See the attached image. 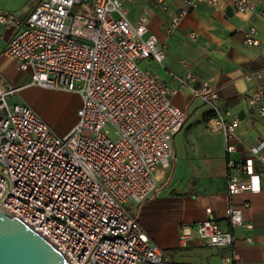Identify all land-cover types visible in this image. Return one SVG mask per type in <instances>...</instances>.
<instances>
[{"label": "built area", "instance_id": "1", "mask_svg": "<svg viewBox=\"0 0 264 264\" xmlns=\"http://www.w3.org/2000/svg\"><path fill=\"white\" fill-rule=\"evenodd\" d=\"M136 1L42 0L18 21L20 28L3 50L20 71L30 72V84L82 97L76 124L59 136L27 101L9 103L22 88L0 72V210L46 238L70 264H180L128 208L129 201L140 204L158 188L159 171L170 167L173 139L188 117L173 103L177 89L142 66L145 60L163 64L167 50L150 31L147 9L136 22L130 20ZM219 1L184 0L172 16V28L198 4L217 7ZM156 3L169 8L167 0ZM233 6L241 14L264 16V6L254 0H233ZM14 16L0 8V22L11 26ZM246 43H259L255 26ZM246 76L263 77L261 72ZM179 79L185 84L196 77L188 71ZM193 93L215 113L227 152H235L230 139L240 120L218 106L219 89L206 80ZM248 102L264 118L263 84L254 86ZM250 152L245 160L229 161L231 197L262 188L264 139ZM247 206L230 204L231 228L213 215L183 223L182 244L198 238L224 251V264H235L234 229L253 227L244 217Z\"/></svg>", "mask_w": 264, "mask_h": 264}, {"label": "crops", "instance_id": "2", "mask_svg": "<svg viewBox=\"0 0 264 264\" xmlns=\"http://www.w3.org/2000/svg\"><path fill=\"white\" fill-rule=\"evenodd\" d=\"M40 1L0 0V8L15 14L11 26L0 22V72L22 89L30 84L31 74L20 71L17 61L4 55L3 50L20 28L18 21L25 19ZM167 1L169 8L163 9L156 0H137L130 5L129 18L136 22L143 10H148L150 31L166 46L167 56L163 64L145 60L147 68L158 72L177 89L173 103L184 109L188 117L173 139L167 177L163 178L165 170L159 171L158 188L138 204V213L130 211L159 246L171 251L178 263L224 264V251L208 247L198 238L183 245L181 225L213 215L225 228H231L226 217L230 204H248L244 217L253 227L234 229L235 264H264V168L261 190H247L232 197L228 194L229 161L251 157V145L264 139V118L248 102L254 86L258 82L264 85V16L258 12L241 14L234 8L233 0H220L217 7L198 4L173 29L172 16L184 0ZM254 1L264 6V0ZM251 26L257 28L256 45L246 43ZM188 71L193 72L196 80L184 84L179 78H184ZM12 72L19 75L20 82L9 77ZM251 72H261L263 77L249 80L246 75ZM27 76L29 80L24 81ZM206 80L219 89L217 104L223 113L240 120L230 139V144L236 147L233 153L227 152L226 135L215 113L193 93V87ZM78 95L77 111L82 105V97Z\"/></svg>", "mask_w": 264, "mask_h": 264}, {"label": "water", "instance_id": "3", "mask_svg": "<svg viewBox=\"0 0 264 264\" xmlns=\"http://www.w3.org/2000/svg\"><path fill=\"white\" fill-rule=\"evenodd\" d=\"M6 213L0 210V264H70L46 238Z\"/></svg>", "mask_w": 264, "mask_h": 264}, {"label": "rangeland", "instance_id": "4", "mask_svg": "<svg viewBox=\"0 0 264 264\" xmlns=\"http://www.w3.org/2000/svg\"><path fill=\"white\" fill-rule=\"evenodd\" d=\"M142 66L147 67L146 61H142ZM9 77L16 83L20 82L16 72H12ZM27 80H29V76L24 77V81ZM8 101L11 105L27 101L48 120L59 136H65L77 120L76 111L80 97L73 91L29 84L24 89H20L19 93L11 96ZM170 167L165 170L164 179L167 177ZM128 207L133 213H138L140 209V205H136L133 201L128 202Z\"/></svg>", "mask_w": 264, "mask_h": 264}]
</instances>
